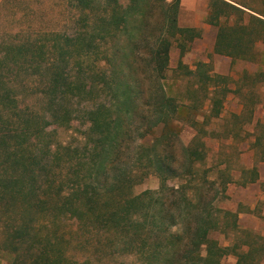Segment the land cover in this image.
<instances>
[{
  "label": "trees",
  "instance_id": "trees-1",
  "mask_svg": "<svg viewBox=\"0 0 264 264\" xmlns=\"http://www.w3.org/2000/svg\"><path fill=\"white\" fill-rule=\"evenodd\" d=\"M68 1L81 13L68 53L58 60L48 55L55 46L21 42L0 54V253L10 264H124L128 255L136 264H221L232 250L211 234L239 231L235 214L217 206L228 181L201 176L205 144H183L180 104L165 85L172 48L183 56L201 31L180 24L181 0ZM209 22L219 28L217 54L255 60L262 19L211 0ZM201 66L194 74L218 117L231 90ZM256 76L264 82V72L244 78ZM256 106L246 100L251 117ZM71 117L88 127L77 145L47 130ZM159 126L152 144H137ZM250 148L264 162V120L254 122ZM153 173L159 189L135 194ZM250 173L254 180L256 167ZM239 233L233 251H248L238 264H260L264 237Z\"/></svg>",
  "mask_w": 264,
  "mask_h": 264
},
{
  "label": "rangeland",
  "instance_id": "rangeland-1",
  "mask_svg": "<svg viewBox=\"0 0 264 264\" xmlns=\"http://www.w3.org/2000/svg\"><path fill=\"white\" fill-rule=\"evenodd\" d=\"M115 1L126 6L129 0ZM237 1L255 9H260L263 4V0ZM184 3L185 6L179 17L181 25L205 27L204 35L183 56L176 45L172 48L170 69L165 82L166 90L180 104L176 121L177 125L182 127L181 140L183 144L188 146L195 139L196 142L200 140L205 144L204 160L197 164L201 176L206 173L203 177L217 180L219 185L225 181L228 183L232 181L231 185L235 188L233 184L243 182V170L259 163V153L250 149L254 134V123L251 124V122H254L256 117L263 121L264 82L260 76L245 79L244 75L247 73L254 76V74L264 72V43L258 42L256 50L259 59L257 63L233 61L226 56L217 55L214 52L217 30L203 24L208 11L207 0H184ZM80 24L81 13L72 8L68 0L0 1V54L9 51L7 48L11 44L28 42L34 46L46 45V52L47 49L55 46L56 49L48 51V55L53 52L52 56L58 59L61 54L71 50V40L80 30ZM44 54V50L40 51L41 56ZM180 61H182V65H180ZM71 62L73 63L74 60ZM99 64L101 67L107 68L105 62ZM199 64L202 65L200 72L203 75L214 77L215 84L219 85L221 89L227 86L232 91L223 102L219 118H214L210 114L213 105L207 98H212L213 95L209 92L206 93V89L202 85L203 77L201 79L194 74L197 72ZM68 70L76 69L69 68ZM27 71L32 72L35 69L30 68ZM254 82L257 86L251 88L250 85ZM219 94L222 98L221 92ZM247 99L250 100V103L257 102V115L253 118L250 116V112H246L238 118L235 117L245 111L244 106ZM62 122L65 124L51 125L47 130L54 132L60 143L77 145L82 140L81 131L88 127L81 125L74 117L64 119ZM162 131L163 126H160L152 136L137 140V144L149 146ZM171 184H177V182ZM159 187L158 176L153 173L135 186L134 193L140 194L145 190L155 191ZM229 187L231 186L229 185ZM217 205L231 211H240L241 209L231 200L221 201ZM232 219L230 218V220ZM72 225L74 228L76 227V224ZM211 237L218 240L223 246L233 247L237 243L242 244L234 230H229L227 235L216 231L211 234ZM258 248L260 249V247ZM261 254L263 253L261 252ZM256 258L258 259L259 256L257 255ZM121 261L124 264H136L137 259L133 255H128ZM0 264H10L8 256L0 253ZM262 264H264V259Z\"/></svg>",
  "mask_w": 264,
  "mask_h": 264
},
{
  "label": "crops",
  "instance_id": "crops-1",
  "mask_svg": "<svg viewBox=\"0 0 264 264\" xmlns=\"http://www.w3.org/2000/svg\"><path fill=\"white\" fill-rule=\"evenodd\" d=\"M210 1L211 0H207L208 11H207L206 17L204 18L205 23H203V24L212 26L213 28H215L217 30L215 43H214V52H215V45H216V39H217V34H218L219 28L214 26V25H211V23L209 22ZM225 1H228L229 3H231V4H233V5L237 6V7L245 10L247 15L255 16L256 18L262 19L264 21V0H263V4L261 5L260 9H255V8H252V7L248 6V5H246V4H241L237 0H225ZM184 6H185L184 0H181V11L184 8ZM248 17L249 16H247V18ZM224 21L225 20L222 19V22H224ZM232 21L230 22V24H233ZM248 22L249 21H246V23H248ZM252 24H258V22L256 20H254V21H252ZM260 24H264V23H260ZM194 28H197L198 30L201 31V37L196 39L191 44V46L196 41L202 39V37L204 35V28L205 27L204 28L194 27ZM260 42L264 43V40H260L259 43ZM257 45H258V43H257ZM256 48H257V46H256ZM215 54H217V53L215 52ZM257 54L258 53H257V50H256V58H255V60H252V59H246V60L233 59V58L228 57V56H226V57L232 59L233 61H244V62H256L257 63L258 59H259V56ZM217 55H219V54H217ZM220 56H224V55H220ZM170 63H171V61H170ZM230 93H228V94H230ZM226 99H227V97H226ZM244 110L245 111H243L240 115H235V116H239L240 117L244 113L250 111V109H246L245 106H244ZM256 115H257V110L255 112V116ZM219 117H220V115L218 117L214 116V118H219ZM256 118L260 119L259 117H256ZM257 119H255L254 122H256ZM263 120H264V117H263ZM253 123H251V124H253ZM175 124L177 125V121L175 122ZM252 150H254V149H252ZM259 157H260V155H259ZM260 158H259V163L256 166L253 165L252 167L243 170L244 171V176H243V182L241 184L235 183V184H233V186L235 188H233L232 185H231V183H232V181H231V183L229 182L226 185L227 189H226L225 196H227V197L223 198L222 196H220L219 197V201L217 202V204H219V202H221V201L231 200L232 202L236 203L237 206L241 207L240 211L239 210L231 211V210H228V209L221 208L222 210L229 211V212H232V213L235 214V219H236L235 221L237 222L238 228H239V231L237 230L236 234L239 236L238 238H240V239L242 238V235L239 232L242 231V230L250 231V232H252L254 234H257V235H260V236L264 237V162H261ZM254 167H256V169H257V176L253 180L252 179L253 175L250 172H251V170ZM229 185L231 187H229ZM228 187H229V189H228ZM262 227H263V229H262ZM228 231H225V232L224 231H219V233L227 235ZM236 245H241V244L237 243ZM236 245H234L233 247L221 245L223 247L231 248V250H232V251L229 252V254H227L223 258V260L221 261V264H238L239 257H238L237 254L248 251V247L245 246V247H241L240 249L238 248V250H236V252H234L233 249L235 248ZM242 248H243V250H242ZM226 259H228V260H226ZM263 259H264V254H263V257H262V259L260 261V264H262Z\"/></svg>",
  "mask_w": 264,
  "mask_h": 264
}]
</instances>
